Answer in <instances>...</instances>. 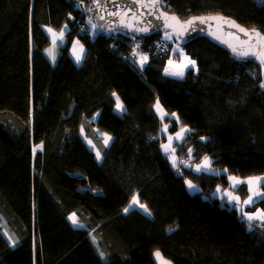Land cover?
Segmentation results:
<instances>
[{
  "label": "trees",
  "instance_id": "16d2710c",
  "mask_svg": "<svg viewBox=\"0 0 264 264\" xmlns=\"http://www.w3.org/2000/svg\"><path fill=\"white\" fill-rule=\"evenodd\" d=\"M162 3L182 19L219 13L264 33L257 0ZM96 7L94 0H0V264H155L157 250L174 264H264V222H249L214 196L217 186L230 187L229 176L264 174V65L207 37L184 44L165 41V32L136 41L119 30L93 33ZM65 24L54 44L47 29ZM76 40L86 49L80 64L71 53ZM136 43L149 56L142 72L132 62ZM176 45L196 61L183 80L164 73L169 59L183 57ZM112 92L128 115L116 113ZM157 97L180 117L171 132L193 130L176 156L187 160L195 148V163L208 155L226 173L196 178L170 167L160 130L174 121L153 115ZM98 130L115 138L110 148ZM134 195L151 215L123 211ZM256 208L264 209V197ZM73 212L84 228L68 220ZM3 231L19 243L11 246Z\"/></svg>",
  "mask_w": 264,
  "mask_h": 264
},
{
  "label": "snow or ice",
  "instance_id": "6c2138e0",
  "mask_svg": "<svg viewBox=\"0 0 264 264\" xmlns=\"http://www.w3.org/2000/svg\"><path fill=\"white\" fill-rule=\"evenodd\" d=\"M111 2V0H110ZM259 4L264 6V0H257ZM94 3H96L97 8L103 7L107 9V4L105 5H100L98 3V0H94ZM152 7H156L157 5L160 4V0H151ZM141 7H148L147 4L141 5ZM91 11V9H89ZM109 15L112 16H121V13L119 10H114L111 13H108ZM151 14V13H149ZM131 15L133 19H136L139 21V16L137 13L132 12L130 13L129 11H124L123 16L127 17ZM163 17L166 21L165 23V28L166 29H171V31H165L163 39L165 41L173 40V39H181L183 38L184 33L188 32L189 29L191 31H196L197 30V23L199 24H206L209 21H219L221 24H228L229 27L237 28L240 32L244 33L246 36H250L251 34L248 32V30L244 28H240L239 25L235 24L234 21H228L222 16H197V17H192L191 19L181 22L179 18L175 15H169L166 12H160L159 16H157V19H160ZM101 19L104 17L101 16ZM168 21H174L175 24L180 25L179 29H177L173 24L167 23ZM119 23L129 29L133 35L131 36V39L133 41L137 40V36L135 33H148L150 31L149 27H135L132 23H125L124 19L121 18L119 20ZM149 24H151V21H148ZM89 24L91 26V29L93 33L97 30V25L91 23V18H89ZM153 27H158V25H154ZM47 31L49 33H52L53 36V43L55 44L57 40L62 41L64 39L65 33L67 31V24H65L59 32H55L52 28H48ZM254 32V30H253ZM255 36L257 37L258 41H264V36H261L260 33L254 32ZM211 35L215 36L216 34L213 32ZM219 39V37H216ZM231 48L232 52L234 55H236L239 58H247L249 55H255L257 56L260 60L261 63L264 64V47L261 48L260 51L254 52L253 48H255V45H252L249 47L247 50H241L240 48L234 46V45H229ZM173 51H178L181 56L184 57V59L180 63H176L172 59H169L168 65L169 67H166L164 69V73L166 76L169 77H174L179 80H183L185 77V70H192L196 68V61L192 60L190 57H187L183 49L180 48L179 45L176 46ZM73 56L75 58V62L77 64H80L85 56H86V49L83 44L80 43L79 40H76L73 43ZM132 57L133 59V64L137 67L138 71H143L144 68L147 66L148 61H149V56L147 54H143L142 51L140 50V45L139 43H136L135 48L133 49L132 52ZM54 59V57H53ZM198 70V69H197ZM261 88H264V82L260 84ZM111 95L115 98V111L118 115L121 117L128 115V110L123 104V102L120 100V97L117 95L116 92H112ZM152 111L153 115H158L159 119L161 121H164L165 119L172 120L174 123L168 124V123H163L162 128L160 130L161 135H164L166 138V143H161L160 144V149L162 150V153L164 155V158L167 161H170V167L174 169L178 175L182 176V171L181 169H187L190 173H192L196 178H200L205 175L209 176H215L217 173L223 174L226 173V169H215L213 167L214 163H217L218 161H214L212 158H210L208 155H204L202 158L199 159V163H195L194 161L199 158V153L198 150L192 147L187 148V160L178 158L176 156L177 152V147L181 151L186 147L188 144V137L192 135L193 130L187 126L181 127L179 131H177L174 135L168 134V130L170 127H175V123L180 122V117L177 115V113L172 112L171 114L167 113L166 110L164 109L163 105L160 102L159 97L156 98L154 105L152 106ZM99 113H97V116ZM93 120L96 119V117L92 118ZM81 134L85 132V127L82 125L80 128ZM100 135L103 136V144L102 147L104 149H108L111 146V143L114 142V137L111 136L108 133H101ZM85 140L87 141L88 145L90 146L91 149L95 150V157L98 162H100L103 159L101 151L96 147V144L93 143L92 140H89L87 136L84 137ZM160 139V135L158 136H150L149 140L150 141H156ZM200 142H207L210 140L209 137H203L201 136L199 138ZM174 144L176 146H174ZM43 144L41 143L40 145H36L33 147V154L35 155L38 149H42ZM228 179L232 182V187L233 189H239V186L242 183H247L249 185L248 191L251 193L248 198L242 203L244 205H249L252 203H255V199L259 197H264V192H260L256 190V185L264 182V177H249L248 180L245 181H240L238 180L235 176H229ZM184 183L187 186V188L190 191H199L197 189V186L193 183L191 179H184ZM216 193L220 194L221 189L219 186H217ZM99 194V193H98ZM222 200H227L228 204L235 206L237 203H240V197L233 195L232 192L229 191H224L223 194L220 196ZM138 207L139 209L143 210L146 214L151 215V213L148 210V207L146 204L140 203L138 195H134L132 197V200L128 207L124 208L123 211L125 213L129 212L130 210ZM243 216L247 218L249 222L255 221L259 219L260 221L264 222V209H259L256 210V212L249 214L247 212L242 213ZM68 220L76 227L79 228H84L85 225L81 223L80 218L76 212H73L69 217ZM253 225L249 223V228H251ZM264 226V224H262ZM168 231H174V229L169 228ZM9 241L11 242V246L15 247L19 241L14 240L11 238V236L8 237ZM101 258H104V253L101 252L99 254ZM154 256L156 257L157 260L160 261V264H170L169 261L165 260L162 256V254L159 251H156L154 253Z\"/></svg>",
  "mask_w": 264,
  "mask_h": 264
},
{
  "label": "water",
  "instance_id": "95a60500",
  "mask_svg": "<svg viewBox=\"0 0 264 264\" xmlns=\"http://www.w3.org/2000/svg\"><path fill=\"white\" fill-rule=\"evenodd\" d=\"M99 4L100 5L107 4V9L103 7L100 8L96 7V12L100 21L112 30H119L129 35H133V33L129 29L123 27L119 23V20L121 18L124 19V22L126 24L132 23L135 27H149L150 31L148 33H144V34L135 33L137 38L149 37L157 33L171 31V29L165 28L166 21L163 17L157 19V16H159L160 12H166L169 15L177 16L181 22L187 21L192 17H197V16H205V17L222 16L228 21H234L235 24L240 26V28H244L248 30V32L251 34L250 36H246L244 33L240 32L237 28L229 27L228 24H221V22L219 21H209L206 24L197 23L196 31H191V29H189L188 32L184 33L183 38H181L184 44L194 41L200 37H207L211 42L222 47L226 51L230 52L232 55L234 54L231 48L229 47V45H234L240 48L241 50H247L252 45H255V48H253L254 52H258L261 50L262 47H264V41H258L257 37L254 34V32H258L261 34V36H264V33L260 29L256 27H246L242 25L240 22H238L236 19H234L233 17L226 16L224 14L215 13V14L192 15L187 19H182L178 14L167 11L163 6L162 0H160V4L157 5L156 7H152L151 0H111V2L110 0H103ZM144 4H147L148 7L146 8L141 7V5ZM114 10H119L121 16L118 17L108 14ZM124 11H129L130 13L132 12L137 13V15L139 16V21L133 19L131 15L124 17L123 16ZM101 16H103L104 18L101 19L100 18ZM148 21H151V24H149ZM167 23L173 24L177 29H179L180 27V25L175 24L174 21H168ZM154 25H158V27H153ZM213 32L216 34L215 36L211 35V33ZM216 37H219V39H217ZM243 59L256 60L261 63V60L255 55H249L247 58H243ZM157 251H159L162 254L163 258L169 261L170 264H174V262L166 258L165 255L160 250ZM154 253H153L154 263L160 264V261L156 259Z\"/></svg>",
  "mask_w": 264,
  "mask_h": 264
},
{
  "label": "rangeland",
  "instance_id": "374dc122",
  "mask_svg": "<svg viewBox=\"0 0 264 264\" xmlns=\"http://www.w3.org/2000/svg\"><path fill=\"white\" fill-rule=\"evenodd\" d=\"M95 19V24L98 26V27H100V29H104L105 31H107V32H110V31H113L112 29H110L109 27H107L106 25H104L101 21H100V19L99 18H97V17H95L94 18ZM50 34V36H51V38H52V40H53V36H52V33H49ZM164 37V36H163ZM58 41V40H57ZM56 41V42H57ZM169 41H171V40H169ZM168 41V42H169ZM81 43V42H80ZM177 46V45H176ZM143 53V52H142ZM143 54H145V53H143ZM72 56H73V52H72ZM187 56V55H186ZM187 57H190L189 55L187 56ZM73 58H74V56H73ZM191 58V57H190ZM184 59V57H182L181 58V60H173V61H175L176 63H180L182 60ZM192 59V58H191ZM193 60V59H192ZM186 71L187 70H185V73H186ZM96 118H97V115L95 116ZM98 133L99 134H101V133H105V132H103V131H101V130H98ZM176 132H171L170 131V128H169V130H168V134H171V135H174ZM86 135H85V132L82 134V137H83V139L85 140V137ZM88 138V137H87ZM89 140H91L90 138H88ZM167 141H166V139H165V141L163 142V143H166ZM85 143L87 144V146L90 148V146L88 145V143H87V141L85 140ZM40 145V144H39ZM175 145V144H174ZM43 149V148H42ZM42 149H38V151L37 152H40ZM91 149V148H90ZM91 150H93V149H91ZM94 152H95V150H93ZM36 152V153H37ZM218 170H220V169H218ZM238 180H240V181H247L248 180V178L249 177H247V178H241V177H237V176H235ZM251 177H264V174H262V175H257V176H251ZM264 184V182H262V183H260V184H258V185H256L255 187H256V190L257 191H260V192H264L263 191V189H262V185ZM232 185V182L230 181V187L228 188V189H224V190H222L221 189V193L220 194H217L216 192L214 193V196H217L218 198H220V196L223 194V192L224 191H229V192H232L233 193V195H235V196H239L240 197V203H237L235 206H232V205H230V204H228V202H227V200H222L221 198H220V200H221V202L223 203V204H227V205H229L230 207H235V208H237V210L239 211V213H240V215L243 217V218H245V219H247L245 216H243L242 215V213H245V212H247V213H249V214H252V213H254V212H256V210H259V209H262V208H256V209H254L253 210V206H254V204L259 200V199H261V198H263V197H259V198H256L255 199V203H252V204H249V205H244L243 203H242V201H244V200H246L247 198H248V196L251 194L247 189H248V187H249V185L247 184V183H242L240 186H239V189H233V187L231 186ZM197 189L199 190V188H198V186H197ZM190 191V190H189ZM247 191V192H246ZM192 193H194L193 191H191ZM196 192V191H195ZM255 221H258V222H262V221H260L259 219H257V220H255ZM3 233H4V235L8 238L9 236L7 235V233L5 232V231H3Z\"/></svg>",
  "mask_w": 264,
  "mask_h": 264
},
{
  "label": "crops",
  "instance_id": "0c3cea01",
  "mask_svg": "<svg viewBox=\"0 0 264 264\" xmlns=\"http://www.w3.org/2000/svg\"><path fill=\"white\" fill-rule=\"evenodd\" d=\"M72 49H73V46H72ZM72 49H71V51H72ZM183 52H184L185 55H187V54L185 53V51H183ZM71 53H72V52H71ZM187 56H188V55H187ZM74 59H75V58H74Z\"/></svg>",
  "mask_w": 264,
  "mask_h": 264
}]
</instances>
